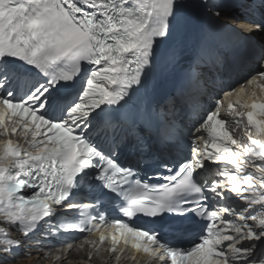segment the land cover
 I'll return each mask as SVG.
<instances>
[{
    "label": "snow or ice",
    "instance_id": "snow-or-ice-1",
    "mask_svg": "<svg viewBox=\"0 0 264 264\" xmlns=\"http://www.w3.org/2000/svg\"><path fill=\"white\" fill-rule=\"evenodd\" d=\"M221 7L209 0H0V123L5 114L18 117L12 132L23 128L36 149L0 141V264H9L20 245L11 231L27 237L45 223L52 233L103 225L108 235L101 232L99 240L111 237L109 253H122L123 240L147 254L145 264H264V139L248 135L237 162L219 100L206 115L193 105L195 131L186 132L178 119L186 110L183 93L155 104L146 99L155 68L198 82L206 57L223 64L202 23L196 47L186 54L194 17L211 19ZM259 16L246 33L259 39L237 57L264 61V0ZM257 75L264 79V71ZM256 82L257 76L248 80ZM248 107L233 122L246 117L264 132V119H257L264 101ZM164 149L183 153V162L170 166L160 158ZM126 154L146 166L155 162V176L163 168L167 183L139 179L121 162ZM76 192L87 195L73 199ZM105 204L119 216L99 211ZM166 216L187 247L133 223Z\"/></svg>",
    "mask_w": 264,
    "mask_h": 264
},
{
    "label": "bare ground",
    "instance_id": "bare-ground-1",
    "mask_svg": "<svg viewBox=\"0 0 264 264\" xmlns=\"http://www.w3.org/2000/svg\"><path fill=\"white\" fill-rule=\"evenodd\" d=\"M234 23H235V21H234ZM236 24V23H235ZM180 119H182V118H180ZM187 120H188V118H186ZM181 121H183V120H181ZM22 131V130H21ZM25 132V130L22 132V135L24 136V133ZM31 140V139H30ZM30 140H27V142L29 143V141ZM14 232V231H13ZM15 233V232H14ZM132 253V255H134V252H131ZM115 254H113V256H114ZM83 256L84 257H86V258H88V259H90V260H92L93 259V255L91 256V258H89V256H88V254L87 253H84L83 254ZM123 256V255H122ZM122 256L120 257V258H122ZM10 257L12 258L13 256L12 255H10ZM71 257L73 258V262H77L78 260H79V257H81L80 256V254H72L71 255ZM21 264H35L36 263V261H32V259L31 260H25V261H19ZM127 262V261H126ZM20 263H16V262H12V263H9V264H20ZM75 264H79V263H75ZM126 264H130V262H128V263H126Z\"/></svg>",
    "mask_w": 264,
    "mask_h": 264
}]
</instances>
